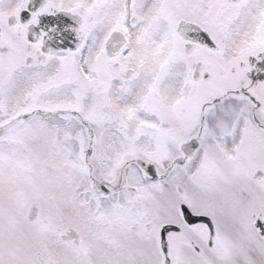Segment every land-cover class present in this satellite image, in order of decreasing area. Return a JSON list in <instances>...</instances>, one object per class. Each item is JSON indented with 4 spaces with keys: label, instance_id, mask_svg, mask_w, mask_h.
Instances as JSON below:
<instances>
[{
    "label": "snow or ice",
    "instance_id": "snow-or-ice-1",
    "mask_svg": "<svg viewBox=\"0 0 264 264\" xmlns=\"http://www.w3.org/2000/svg\"><path fill=\"white\" fill-rule=\"evenodd\" d=\"M0 264H264V0H0Z\"/></svg>",
    "mask_w": 264,
    "mask_h": 264
}]
</instances>
